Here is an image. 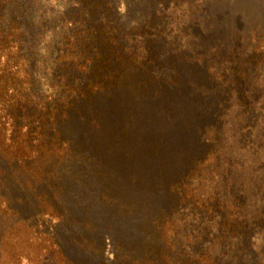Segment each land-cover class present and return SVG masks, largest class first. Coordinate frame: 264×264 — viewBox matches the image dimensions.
Instances as JSON below:
<instances>
[{
  "label": "trees",
  "instance_id": "obj_1",
  "mask_svg": "<svg viewBox=\"0 0 264 264\" xmlns=\"http://www.w3.org/2000/svg\"><path fill=\"white\" fill-rule=\"evenodd\" d=\"M185 3L0 0V252L264 264V34Z\"/></svg>",
  "mask_w": 264,
  "mask_h": 264
},
{
  "label": "rangeland",
  "instance_id": "obj_2",
  "mask_svg": "<svg viewBox=\"0 0 264 264\" xmlns=\"http://www.w3.org/2000/svg\"><path fill=\"white\" fill-rule=\"evenodd\" d=\"M175 2L172 1L171 9L167 12L169 18L175 19V21L167 24L170 30L175 28L178 21L187 25L185 5H183L184 8L176 6ZM178 2L181 3V0H178ZM185 2L189 10L193 6L191 14L193 19L200 21L203 15L207 18L205 23H203V28L213 26L216 29H221L220 32L225 35L236 29L240 33H245L247 39L249 38L250 40V44H253V42L256 44L255 36L264 34V0H199L198 4L196 3L197 0H185ZM238 22L242 24L240 29L237 28L239 26ZM171 26H173V29L170 28ZM196 29L195 27L193 28L192 34L194 32L198 33ZM154 32H164L173 39L180 35L177 32L164 31L157 27ZM245 45L246 42L243 47ZM188 56L189 54L182 60H187ZM109 212L113 213V210ZM151 225L162 237L169 236L171 233V228L161 219V216H158ZM32 238H28L24 232L12 237L6 250L0 252L2 257L1 264H60V257L47 251L41 239L36 241ZM127 247L125 246V248Z\"/></svg>",
  "mask_w": 264,
  "mask_h": 264
}]
</instances>
